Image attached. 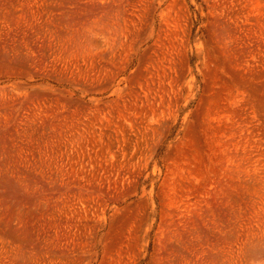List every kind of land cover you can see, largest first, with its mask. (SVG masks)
Listing matches in <instances>:
<instances>
[{
  "label": "rangeland",
  "instance_id": "1",
  "mask_svg": "<svg viewBox=\"0 0 264 264\" xmlns=\"http://www.w3.org/2000/svg\"><path fill=\"white\" fill-rule=\"evenodd\" d=\"M0 264H264V0H0Z\"/></svg>",
  "mask_w": 264,
  "mask_h": 264
}]
</instances>
